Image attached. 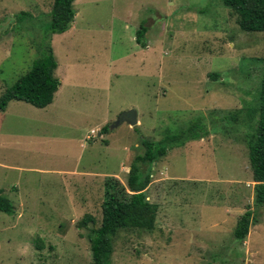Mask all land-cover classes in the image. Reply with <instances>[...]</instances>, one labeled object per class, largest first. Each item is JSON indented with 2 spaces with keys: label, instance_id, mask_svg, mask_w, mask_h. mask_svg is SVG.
Returning <instances> with one entry per match:
<instances>
[{
  "label": "rangeland",
  "instance_id": "obj_1",
  "mask_svg": "<svg viewBox=\"0 0 264 264\" xmlns=\"http://www.w3.org/2000/svg\"><path fill=\"white\" fill-rule=\"evenodd\" d=\"M53 4L0 0V97L40 57ZM73 7L71 28L49 39L62 86L53 104L13 101L0 111V193L15 208L0 211V264H93L89 229L79 223L91 215L90 229L101 226L105 180L118 175L127 186L143 138L159 142L198 117L210 135L154 166L146 192L159 206L154 231L119 232L112 264H264V208L244 243L234 237L240 216L255 210L245 117L258 96L264 33L243 32L223 0ZM127 109L137 112V129L114 127ZM86 173L94 177L77 187Z\"/></svg>",
  "mask_w": 264,
  "mask_h": 264
},
{
  "label": "trees",
  "instance_id": "obj_2",
  "mask_svg": "<svg viewBox=\"0 0 264 264\" xmlns=\"http://www.w3.org/2000/svg\"><path fill=\"white\" fill-rule=\"evenodd\" d=\"M75 1L54 0L50 13V25L40 45V57L26 75L2 94L1 112L6 111L9 103L13 101L25 102L40 109L53 103L61 86V80L56 75L58 61L49 39L53 35L64 34L71 28L76 15L73 7ZM223 4L238 15L239 26L243 32L264 33V0H223ZM26 16L28 14L23 12L18 15V18L22 21ZM147 30L142 26L137 32V42L143 47L147 46L144 40ZM261 61L263 69L258 96L255 105L247 109L245 117L249 129L247 133L249 162L255 183V210L249 208L238 219L234 237L241 244L248 237L251 226L260 222L257 213L264 208V58ZM210 77L218 79V74H211ZM214 118L217 122L238 121L237 115L231 118L227 115L218 119L215 115ZM217 124L213 122L214 126ZM208 125L204 117H198L187 130L176 134L170 132L159 142L143 138L141 143L144 147L143 153L134 158L128 174L127 186L122 185L116 177H108L105 180L101 226L90 229L89 223H95L91 215H85L79 223V226L89 229L88 237L93 264H112L114 238L119 232L140 230L151 233L154 231L159 206L148 200L146 194L152 182L154 166L173 148L182 147L186 145V142L209 136L211 131ZM107 130L108 127H105L101 134ZM0 211L9 215L15 212L11 201L3 197L1 193Z\"/></svg>",
  "mask_w": 264,
  "mask_h": 264
},
{
  "label": "water",
  "instance_id": "obj_3",
  "mask_svg": "<svg viewBox=\"0 0 264 264\" xmlns=\"http://www.w3.org/2000/svg\"><path fill=\"white\" fill-rule=\"evenodd\" d=\"M123 123L129 124L132 128L138 127V114L135 110H128L120 114L117 122L114 127H118ZM101 136V133L98 134V137ZM90 228H93V224H90Z\"/></svg>",
  "mask_w": 264,
  "mask_h": 264
},
{
  "label": "crops",
  "instance_id": "obj_4",
  "mask_svg": "<svg viewBox=\"0 0 264 264\" xmlns=\"http://www.w3.org/2000/svg\"><path fill=\"white\" fill-rule=\"evenodd\" d=\"M68 32V31H67ZM147 45V44H146ZM58 68H59V66H58ZM58 70V69H57ZM62 86H60V88H61ZM59 88V89H60ZM58 92H59V90H58ZM57 94V93H56ZM56 96V95H55ZM53 104V103H52ZM51 104V105H52ZM51 105H49V106H51ZM48 106V107H49ZM8 108V107H7ZM45 109V108H44ZM128 110V109H127ZM6 111H7V109H6ZM6 111H4V112H6ZM138 125L140 124V121H139V119H138ZM92 131H95V130H92ZM91 131V132H92ZM97 132V131H96ZM99 133L97 132V135H98ZM91 135V134H90ZM90 135H88V139L89 140H92L93 138H91L90 137ZM102 137V134H101V136L100 137H98V138H101ZM93 175V174H92ZM91 174H89V173H86V174H83L82 175V177H83V180H82V182L81 183H78V185H77V187H85V183H86V181H87V177L89 178V180H91L90 178H92V177H94V176H92ZM114 177H118V175H115ZM81 185V186H80ZM86 188V187H85Z\"/></svg>",
  "mask_w": 264,
  "mask_h": 264
},
{
  "label": "built area",
  "instance_id": "obj_5",
  "mask_svg": "<svg viewBox=\"0 0 264 264\" xmlns=\"http://www.w3.org/2000/svg\"><path fill=\"white\" fill-rule=\"evenodd\" d=\"M90 137L91 138L97 137V132L96 131H92Z\"/></svg>",
  "mask_w": 264,
  "mask_h": 264
}]
</instances>
